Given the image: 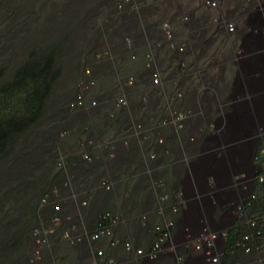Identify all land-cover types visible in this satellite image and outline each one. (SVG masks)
<instances>
[{
  "label": "clouds",
  "instance_id": "clouds-1",
  "mask_svg": "<svg viewBox=\"0 0 264 264\" xmlns=\"http://www.w3.org/2000/svg\"><path fill=\"white\" fill-rule=\"evenodd\" d=\"M222 1L225 3L223 7L220 6V1L216 8L205 6L206 14H201L196 23H191V20L186 16L182 17L181 25L184 31L181 33L176 34L169 22L161 23L160 36L148 37L151 42L148 44L147 51L142 53L149 76L145 81L147 86L145 85L137 92L140 94V98L136 102L138 106H141L142 102L147 103L156 99L149 98L147 100L146 94L154 97L157 93L156 90H167L173 95L175 101L178 100L175 99V95L178 94L182 109L169 112L170 108H168L169 114L147 123L144 112L134 108L130 109L136 103L134 105L127 104L126 96L128 99L134 100L128 96V93L134 90L132 88L136 79L134 73L127 75L122 82L120 79V82L115 85L113 91H116V95H118L112 94L116 98L111 100V105L110 101L107 103L106 100L111 96L106 93L101 97V103H99L96 101L97 97L90 93L97 86L93 76L95 72L92 71V66L83 65L85 66L82 68L83 75L77 86L78 89L68 103V108L73 110L88 105L89 115L101 110L109 117H117L118 124H122V127L118 135L115 133L114 137H103L101 144L99 128L102 125H107L100 122V119L97 123H102L101 126H94L93 120V122H89L88 137L83 139L78 147L75 148L73 142L71 146H68L72 151L64 148L65 146L56 147V149L61 147L63 151H59L54 165L60 169L59 172L57 171L60 177L58 176L53 182V187H58L63 193L59 194L57 203H55L56 201L51 202L53 203L52 214L49 219H42L41 223L33 230L35 246L32 261L37 262L48 254L49 259H43L42 264H147L146 262L159 264V261L164 258H166L167 264H187V260L195 255L194 245L190 239L196 235L202 225L213 224L214 221L222 222L221 224L225 227L222 231L224 234L221 235L224 254L229 225L236 218H241L246 223L247 232H249L250 228L246 218L264 213V210L256 213L252 212L253 209L251 210L252 200L256 199L258 194H264V179L259 181V176L261 174L264 176V168L261 164V161L264 160V152L261 159L256 158L258 149H264L263 144H258L263 135L262 130L264 131V118H262L264 108L261 110L257 106L258 98L264 93L251 96L249 100L251 109L244 111L245 119L238 122L241 125L238 130L244 131L249 127L251 131L249 141L234 144L237 149H241L243 152L242 164L245 166L243 171H232L225 165L221 166L224 169L216 170L214 164L204 163L199 155L190 154L188 148L190 143H194L198 134L204 133L206 129L213 131L214 125L199 127L197 131L189 132L187 143L176 144L174 142L178 130L184 126L185 119L196 114L197 108L193 102H197L198 99L194 100L191 96L186 97V84L195 71L194 59L206 54L209 55L206 57L207 60L210 59V54L212 55L210 45L214 44L216 50L233 49L237 53L236 51H240V43L245 33L247 31L251 33L253 43L257 44L260 55H251L247 58L246 67L257 68V62L261 63L260 73L263 74V77L261 76L259 79L254 77L248 83L253 90L258 88L257 84L264 86V69H262V66L264 68V52L259 32L255 26L257 20L264 17V0H242V4H240V0ZM127 3H130V0H117V8L121 9L122 6L126 8ZM211 11H215V13L208 15ZM231 20L236 22V30L233 33H229L225 26V23ZM166 24L172 31V40L166 38ZM123 41L127 47H131L128 38ZM160 42L165 46L167 53L166 64L169 63L168 66H172L171 68L164 67L168 73L163 76L157 60L152 57V51L161 45ZM214 48L212 49L214 50ZM112 51L113 48L110 55ZM110 55L99 59L104 60ZM236 56L238 57V53ZM236 64L239 66L237 61ZM173 76L179 77L181 82L179 87L170 81L176 79ZM142 81L140 80V83ZM200 83L203 84V81ZM83 84L88 85L89 89L83 90L81 88ZM173 89H176L175 92ZM118 105L120 106L117 107ZM91 109H94L93 112ZM261 120L263 123L260 122ZM123 121L125 123H122ZM175 144L179 146L175 149L176 153H173L171 148ZM101 145L102 147H99ZM206 145L207 143L204 141L202 146ZM91 147L100 148L101 154H92ZM75 153L80 155L82 162L92 160L96 165L101 164L99 168L103 174L97 173L98 171L95 170L96 172L92 173L95 177L88 178L93 182L92 188L85 183L73 187L74 184L71 183L73 180H77L73 171L78 168L77 161L79 160L69 161V156ZM114 153L119 157L114 158ZM163 155L168 156L171 169L173 166H176L177 169L176 179L172 182L174 186L169 191L163 190L164 182L159 178L161 174L160 168H158L160 167L159 158ZM108 157L113 159L108 161ZM103 167L105 171L112 168L113 170L118 169V172L112 176L111 173L106 174ZM247 178L250 180L251 187L248 194L255 196L250 197L251 204L245 208V215L240 216L233 213V194L236 188L247 181ZM131 180L134 184L136 181H142L147 186L151 198L156 203L155 206L139 205L137 207L132 205L131 191L125 189ZM88 189L96 190V197H103L106 200L114 197V205L109 204L108 206L106 203L98 205L90 201L88 206H84L86 201L82 198L84 194H87ZM118 189L121 190L115 193ZM111 192H114L115 195H110ZM44 197L41 199V205L48 201V196ZM120 204L122 208H119ZM148 224L151 225V228L147 231ZM162 231H168L169 235L161 242L160 249L154 250V244L159 240ZM124 236H127L128 239L119 245L121 237ZM144 236H149L150 241L142 240ZM136 238L141 242L144 241L145 244L137 242ZM255 238L252 239V246ZM58 241H64L67 248L58 249ZM242 241L243 239L240 246L243 250ZM260 247L261 245L254 246L248 253L243 250L244 261L242 264L254 263L258 261L259 257H264ZM253 251L258 252L256 257L252 256ZM152 252H154V257L151 261H146ZM61 257L63 260L60 259Z\"/></svg>",
  "mask_w": 264,
  "mask_h": 264
},
{
  "label": "rangeland",
  "instance_id": "rangeland-1",
  "mask_svg": "<svg viewBox=\"0 0 264 264\" xmlns=\"http://www.w3.org/2000/svg\"><path fill=\"white\" fill-rule=\"evenodd\" d=\"M219 1L220 6L223 7L225 3L222 0ZM131 2L132 4H126V8L122 6L123 8L121 7L120 11L115 14L112 13L111 17L106 19L107 23H104L106 21L105 14L110 12L108 9H110L112 5L111 0H0V83L1 81L6 82L9 80L22 64L27 61L33 62L32 59H34V57L31 56L33 53H41L42 50L45 51L46 49L49 51L52 58L51 64L57 69L50 92L51 95L44 100L42 104L44 108L43 114L38 116L34 122L30 123L24 133L12 136V139L8 142V144L10 143L8 148L11 144H13L14 147L9 151L14 161L22 160L26 163L28 161L39 162L41 154L45 157L47 156L46 152H49L48 155L50 156L51 152L56 148L54 146L57 144L61 147L65 146L64 148L69 150L70 148H68V146H71V143L74 142L72 140H83L85 138V127H87L86 125L89 122L91 123L94 120L95 124L92 123L94 126H101L102 123L99 124L97 122H99L100 119V122L102 121L105 112L103 113V111L97 110L89 115L87 111L88 105L73 110L68 108V103L78 89L77 86L83 75L82 68L85 66L82 64L88 63V66H92V71L95 72L93 76L97 86L94 87L90 93L97 97L96 101H99V103H101V97L106 93L111 96L110 99H106L107 103L110 101L111 105L113 99L118 95H116V91H111V89H114L115 85L120 82V75L123 76L126 73L130 75L133 73L136 74V79L134 84H132L134 90L128 93V96L134 100L128 99L126 96L127 104L134 105L140 98V94H137V92H139L138 90L145 87V81L149 76L145 66V57L142 55L143 52L147 51L148 44L151 42L148 40V37L160 36V25L161 23L164 24V22H169L176 34L181 33L184 31L181 25L182 17L186 16L191 20V23H196L201 14H206L204 10L206 7L203 0H132ZM212 13H215V11H211L208 15ZM93 33H95L94 37L96 40L99 41L100 39L104 46L108 44L114 46L110 57L104 60H97L93 56L94 59L86 61L84 56L85 51L82 49L86 42L85 39L88 38L90 40ZM126 38H128L131 44L130 48L127 47L123 41ZM214 46V44L210 45V47ZM133 51L135 54H132ZM166 54L165 46H163L162 43L152 51V57L157 60L162 76L168 73V70L164 67H172L168 66L169 63L166 64L168 61ZM207 56V54L203 57L201 56L196 64L193 63L195 71L188 82L189 85H192L190 83L191 81L200 79L203 72H207L208 76L207 65L209 60H207ZM140 76L142 77L141 79L139 78ZM132 77L134 76L132 75ZM173 77L176 79H171L170 81H173L172 84L179 87L181 83L179 77ZM186 79L189 80L187 77ZM140 80L143 81L140 83ZM81 88L83 90L89 89L88 85L85 84H83ZM175 90L176 89H173V92H175ZM156 92L154 97H150L149 94H146L147 100L149 98H156L151 102H142L141 106H138V103H136L134 106L130 107V109L134 108L137 111L144 112L145 121L147 123L153 122L157 120V118L166 115L168 113V108H170L169 112L182 109L178 94L177 96L175 95V99H178L175 101L173 100V95L169 93L170 91L156 90ZM112 94L116 96H112ZM167 101L169 102L167 103ZM119 106L120 105L117 107ZM93 110L94 109H91V112H93ZM105 111L107 112V110ZM263 114L264 110L262 111V118H264ZM260 122L263 123L262 120ZM57 126H59L58 131H56ZM105 127L106 126L102 125L98 132L101 144L103 142V137L107 138L108 136L110 138L112 136L114 137L115 133L117 135L119 134L115 132L114 127ZM65 129L66 133L64 131ZM179 140L180 139H177V142H179ZM187 142L186 140V143ZM14 144L16 146H14ZM197 144L198 142H196V145ZM192 145L194 144L190 143L188 148L192 149ZM99 147H102V145ZM90 151L92 154H101L100 148L91 147ZM113 157L118 158L119 156L114 153ZM112 159L111 157L107 158L108 161ZM78 160V168L73 171L77 180H73L71 183L74 184L73 187L85 183L92 188L91 184H93V182L88 178L94 176L92 173L95 170L98 171L97 173L103 174L99 168L101 164L96 165L92 160L89 162H82L83 160L81 157ZM165 160L169 162L168 158ZM38 165L39 164H37V168ZM23 166L26 168V164ZM52 167V172L60 171V169H57V166ZM41 169L42 167L37 173L43 172ZM103 171H105V168ZM52 172L51 174L53 175ZM117 172L118 169L113 170L112 168L105 171L106 174L111 173L110 175L112 176L117 174ZM167 174L168 173H165L163 180ZM26 176L24 177L25 179H27ZM37 176L39 184H44L47 190L49 189V193L45 195L48 196V201L42 204L39 210L41 208H48L51 211L53 204L51 202L56 201L55 203H57L59 194L63 192L61 189H58V187L55 188L51 184L48 185V183H46L49 181L48 177H44L41 174ZM159 178L162 180L161 174ZM39 184L38 187L41 188ZM120 184L123 185L122 182H120ZM38 187H36L34 191H37ZM9 189L10 191H6V200L9 203L7 210L12 211V208H18L19 205L17 202L19 199H22V206L29 216L31 214V196H24L23 199L21 197L23 192L18 195V191H14V189L12 191L11 188ZM120 190L121 189H118L115 193H118ZM0 191H2L1 188ZM95 193L96 190L88 189L87 194H84L82 198L86 201L84 206H88L90 201L98 205H104L105 203L108 206L109 204H111V206L114 205V197L106 200L103 197H96L97 195H95ZM110 195L115 194L111 192ZM3 202L4 196L0 194V204ZM166 206H168V204H166ZM149 207H151V205ZM119 208H122L121 204ZM39 212L40 215H42V211L40 210ZM3 223L0 211V230L4 229ZM5 238H0V244H4L5 241L2 239ZM142 240L146 242L150 241L149 236L142 237ZM57 248L62 249L61 245ZM162 261L167 264L166 258L159 261V264H164Z\"/></svg>",
  "mask_w": 264,
  "mask_h": 264
},
{
  "label": "trees",
  "instance_id": "trees-1",
  "mask_svg": "<svg viewBox=\"0 0 264 264\" xmlns=\"http://www.w3.org/2000/svg\"><path fill=\"white\" fill-rule=\"evenodd\" d=\"M131 1L130 3L132 4ZM111 4V10L108 9L110 12L105 14V20L110 18L112 13L115 14L120 11V9L117 8V0H111ZM104 23H107V20ZM94 35L95 33L90 37V40L88 38L85 39L86 42L82 50L85 51L84 56L86 61H90V59L94 58L98 60L100 57H106L110 55L111 49L114 48V46L110 44L104 46L102 44L103 42H101L100 39L97 41ZM133 53L135 52L133 51L132 54ZM31 56L34 57V59H32L33 62L27 61L22 64L9 80L6 82L1 81L0 83V188L2 190L0 194L4 196V202L0 204L1 218L4 222V229L0 230V238L6 237L2 239L5 241L4 244H0V264H42L41 261L43 259H49L47 257L49 255L46 254L43 259H39L37 262L31 260L35 246L33 230L41 223L42 219L48 220L50 214H52L50 209L41 208L42 215H40L39 207L41 206V199L49 193V189L47 190L44 184H39L37 175L41 174L44 177H48L49 181L46 183H48V185H53V182L57 179L59 174L58 172L51 171L53 169L52 166H54L57 161L59 151L63 150L61 147L59 149L55 148L49 156V152L47 153L46 149L45 152L47 156L43 157L44 155L42 156L41 154L39 162L28 161L26 163L22 160L14 161L13 156H10L9 151L14 148L13 144L8 148L10 144H8V142H10L12 136L24 133L30 123L34 122L38 116L43 114L44 108L42 104L44 100L51 95L50 92L57 69L51 64L52 58L49 51H47V49L45 51L42 50L41 53H33ZM127 75L130 74L126 73L123 76L120 75L121 82ZM113 90L114 89H111V91ZM102 123L107 125L105 128L114 127L115 132H120V128L122 127V124H118L117 117H109L107 114L102 117ZM122 123H125V121ZM86 126L84 139L89 135V123ZM58 127L59 126H57L56 131L59 130ZM72 141H74L73 146L76 148L82 140L75 139ZM258 144L264 145V131ZM14 146L16 145L14 144ZM54 147H58V144ZM79 158V154H71V156H69V161H76ZM25 164L26 168L23 166ZM37 164H39L38 168ZM41 167V171L43 172L37 173ZM258 171H260V169H258ZM25 176L27 179L24 178ZM38 184L41 188L38 187ZM36 187H38V189L34 191ZM9 188H11L12 191L13 189L14 191H18V195L23 192L21 195L23 199L24 196H31L32 204L30 206L31 214L29 216L22 206V199H19L17 202L19 205L18 208H12V211L7 210L9 203L6 200V191H10ZM251 210L253 213L258 211L262 212L264 210V194H258L257 198L252 200ZM150 228L151 225L148 224L146 230L148 231ZM247 231L248 227L241 218H236L229 225L223 254V264H242V261H244V253L240 246V242L242 240V234ZM126 239H128L127 236L121 237L119 245H122ZM60 245L62 250L67 248L64 241H58L57 247ZM257 245H261L260 250L264 255V228L261 235L255 238L253 246ZM120 250L122 251V249ZM257 255L258 252L253 251L252 256L256 257ZM55 257L57 258V256ZM60 259L63 260V257Z\"/></svg>",
  "mask_w": 264,
  "mask_h": 264
},
{
  "label": "bare ground",
  "instance_id": "bare-ground-1",
  "mask_svg": "<svg viewBox=\"0 0 264 264\" xmlns=\"http://www.w3.org/2000/svg\"><path fill=\"white\" fill-rule=\"evenodd\" d=\"M239 2L242 4V0ZM243 37L240 43V51H236L238 57L233 49L216 50L214 47H210L213 55L210 54L211 59H209L207 65L208 76L207 72H203L200 79L191 81L192 85H186V97L191 96L194 100L198 99L197 102H193V105L197 108L196 114L185 119L183 128L178 130V134L174 139L176 144L186 143L189 132L197 131L199 127H205L208 124L214 125L213 131L206 129L204 133L198 134L196 140L198 144L196 145V142H194V145L191 146L193 150L189 149V152L191 155H199L204 163L214 164L216 170L224 169L221 168L224 165L232 171H243L245 169L242 164L243 152L241 149H237L234 144L249 141L251 131L249 127L244 131L238 130V127H241L238 122L245 119L244 111L251 109V101H249L251 96L264 93V86L262 85L257 84L258 88L254 90L249 86L248 82L252 78L259 79L263 74L260 73L261 63L259 64L257 61V68L246 67L247 58L251 55H260V52L257 44L253 43L251 33L247 31ZM200 57L194 59V64L197 63ZM262 69H264L263 66ZM201 81H203V84L200 83ZM257 106L261 110L264 108V94L258 98ZM177 139H180L179 142H177ZM204 141L207 143L206 146H202ZM176 144L171 145L173 153H176L175 149L179 146ZM166 158L168 156L164 155L159 158L160 167L158 168H160L159 172L162 175V180L165 173H168L163 180V190L169 191L174 186L172 182L176 179L177 169L176 166L171 169L170 161L167 162ZM125 189L131 191L133 206H155L156 203L151 198V193L148 192L147 186L142 181H136L134 184L131 180L125 186ZM136 241L145 244L144 241L141 242L138 238H136Z\"/></svg>",
  "mask_w": 264,
  "mask_h": 264
},
{
  "label": "built area",
  "instance_id": "built-area-1",
  "mask_svg": "<svg viewBox=\"0 0 264 264\" xmlns=\"http://www.w3.org/2000/svg\"><path fill=\"white\" fill-rule=\"evenodd\" d=\"M205 6L216 8L219 5V0H204ZM226 29L229 33H233L236 30V22L231 20L225 23ZM256 30L259 32V38H261L262 50L264 52V17H260L259 21L255 23ZM165 35L166 38L172 40V31L169 29L168 24L165 25ZM264 149L260 148L257 151L256 158L261 159L263 155ZM261 164L264 168V160L261 161ZM264 179L263 174L259 176V181ZM250 180L247 178V181H244L242 185L236 188L234 192V197L232 204L234 205V214H238L240 216L245 215V208L249 206L251 201L250 197H254L255 195L248 194L250 189ZM223 221H225L223 219ZM213 224H204L196 232V235L190 239L192 240L195 255L190 257L187 260V264H223V247L224 244L222 242L221 235L224 234L222 232L225 227L221 224V221H214ZM246 222L250 228V231L244 233L242 236V246L244 252L248 253L254 248L252 246V239L261 235L264 228V213L255 214L246 218ZM109 231V230H108ZM169 235L168 231H162L159 237V240L155 242L153 249L158 250L162 246L161 242ZM140 251V250H139ZM101 253V251H98ZM155 252V251H154ZM154 252L150 253L146 261L150 260L154 257ZM149 264V262H146ZM244 264H264V257H259L258 261L252 263L247 262Z\"/></svg>",
  "mask_w": 264,
  "mask_h": 264
}]
</instances>
